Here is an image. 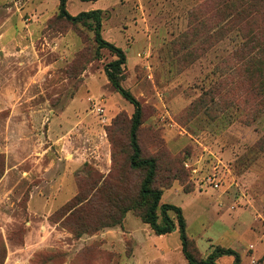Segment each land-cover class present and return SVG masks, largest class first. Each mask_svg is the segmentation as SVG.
<instances>
[{"label": "rangeland", "instance_id": "obj_1", "mask_svg": "<svg viewBox=\"0 0 264 264\" xmlns=\"http://www.w3.org/2000/svg\"><path fill=\"white\" fill-rule=\"evenodd\" d=\"M248 3L95 7L103 38L126 54L122 84L143 108L139 141L158 161L161 203L182 208L198 258L223 247L241 264H264V9L251 15ZM58 7L0 0V264H186L178 229L158 236L133 211L94 230L112 220L118 192H139L134 107L105 75L116 56H97L94 32Z\"/></svg>", "mask_w": 264, "mask_h": 264}, {"label": "trees", "instance_id": "obj_2", "mask_svg": "<svg viewBox=\"0 0 264 264\" xmlns=\"http://www.w3.org/2000/svg\"><path fill=\"white\" fill-rule=\"evenodd\" d=\"M68 0H59L58 16L71 24H82L94 32V41L97 45V56L99 51L107 49L116 59L105 65V75L114 89L122 95L134 107V113L130 120L129 147L131 155L129 158V169L143 172V178L139 192L135 197L127 196L126 191L116 194L117 204L110 210V223H101L95 231L107 227L121 225L130 211L135 212L141 221L148 224L153 232L158 236L168 235L178 229L180 233L181 249L186 259V264H218L222 256H231L234 258L232 264H241L240 254L232 248H215L206 258H198L195 254L196 246L189 238L186 231V219L181 207L174 204L161 203L163 191L154 186L158 175V161L153 157H144L139 141V131L142 126L143 108L140 101L126 89L123 84V67L126 63V54L123 49L103 38L102 30V10H90L81 12L78 15H72L67 9ZM83 2H96L98 0H81ZM248 3L244 9L253 11V14L262 13L264 9V0H243ZM260 13V14H261ZM120 121L118 117L113 125ZM120 193V194H119ZM74 206L68 205L66 210H72ZM160 212V214H159ZM159 215L161 221H159ZM86 232L77 230L75 234L81 236Z\"/></svg>", "mask_w": 264, "mask_h": 264}, {"label": "crops", "instance_id": "obj_3", "mask_svg": "<svg viewBox=\"0 0 264 264\" xmlns=\"http://www.w3.org/2000/svg\"><path fill=\"white\" fill-rule=\"evenodd\" d=\"M101 2V0H98V1H96V2H94V4L92 5L93 6V8L95 9V10H98V8L99 7H95L97 4H99ZM97 8V9H96ZM99 10H101V9H99ZM85 12V11H84ZM82 158V157H81ZM80 158V159H81ZM77 160H78V158H76Z\"/></svg>", "mask_w": 264, "mask_h": 264}]
</instances>
